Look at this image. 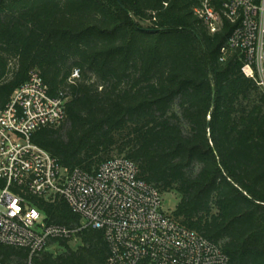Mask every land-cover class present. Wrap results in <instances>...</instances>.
Listing matches in <instances>:
<instances>
[{
    "label": "trees",
    "instance_id": "obj_1",
    "mask_svg": "<svg viewBox=\"0 0 264 264\" xmlns=\"http://www.w3.org/2000/svg\"><path fill=\"white\" fill-rule=\"evenodd\" d=\"M121 3L130 13L128 15ZM197 0H0V111L37 71L65 120L31 141L62 167L92 172L124 157L163 196L171 216L217 244L226 264H264V93L235 53L220 49L231 28L208 33ZM140 22H147L143 27ZM74 70L79 77L70 82ZM49 223L74 228L62 200H34ZM33 264H107L103 232ZM26 249L0 243L2 264Z\"/></svg>",
    "mask_w": 264,
    "mask_h": 264
},
{
    "label": "built area",
    "instance_id": "obj_2",
    "mask_svg": "<svg viewBox=\"0 0 264 264\" xmlns=\"http://www.w3.org/2000/svg\"><path fill=\"white\" fill-rule=\"evenodd\" d=\"M195 15L209 34L225 24L231 30L220 49L221 62L235 53L241 72L264 93V0H197ZM79 77L74 70L70 82ZM65 100L48 96L37 71L16 89L0 111V243L26 249L28 259L52 244L69 242L87 228L103 232L107 264H226L221 247L181 226L164 210L163 198L139 177L124 157L101 163L92 172L60 166L31 141L43 127L65 120ZM34 200H62L79 224L48 222ZM0 264H2L0 262Z\"/></svg>",
    "mask_w": 264,
    "mask_h": 264
},
{
    "label": "rangeland",
    "instance_id": "obj_3",
    "mask_svg": "<svg viewBox=\"0 0 264 264\" xmlns=\"http://www.w3.org/2000/svg\"><path fill=\"white\" fill-rule=\"evenodd\" d=\"M140 25H142L143 27H147V26H149V23L140 22ZM162 198H163V208H164V210H166L168 212H171L175 208V206H176V204L178 202V195L175 192H170L168 194H164L162 196ZM0 210L2 211L1 208H0ZM67 245H68V247L70 249L76 250L81 245V242H80L78 237H75L71 241L67 242ZM49 251L54 256H58V255H60L61 253L64 252V248L60 247V244H52L49 247Z\"/></svg>",
    "mask_w": 264,
    "mask_h": 264
},
{
    "label": "water",
    "instance_id": "obj_4",
    "mask_svg": "<svg viewBox=\"0 0 264 264\" xmlns=\"http://www.w3.org/2000/svg\"><path fill=\"white\" fill-rule=\"evenodd\" d=\"M120 4V7L128 14V15H130V13H129V11L127 10V9H125V7L121 4V3H119Z\"/></svg>",
    "mask_w": 264,
    "mask_h": 264
}]
</instances>
